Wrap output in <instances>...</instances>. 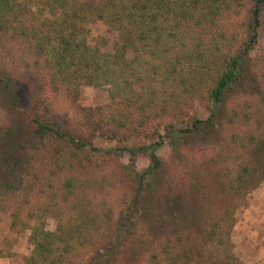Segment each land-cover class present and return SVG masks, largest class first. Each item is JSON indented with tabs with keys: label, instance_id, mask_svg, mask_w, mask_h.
<instances>
[{
	"label": "rangeland",
	"instance_id": "374dc122",
	"mask_svg": "<svg viewBox=\"0 0 264 264\" xmlns=\"http://www.w3.org/2000/svg\"><path fill=\"white\" fill-rule=\"evenodd\" d=\"M248 18L246 6L231 3L214 23L181 32L219 43L216 60L237 52ZM91 27L111 48L115 33L101 22ZM262 48L247 60L256 78L252 90L228 93L209 136L179 134L175 144L166 138L157 151L162 164L136 199L131 172H143L150 160L139 152L132 161L128 149L147 144L153 127L172 119L174 94L165 101L164 93H145L154 102L144 112L113 100L103 84H85L74 97L37 59L28 37L0 35V76L11 78L17 100L13 105L0 89V264L25 263L33 250L29 225L42 217L50 231H57L59 219L64 224L53 245L69 249L57 264H165L169 256L184 264H264V178L254 187L238 181L247 175L245 166L259 170L255 155L264 152ZM181 105L201 119L209 115L198 95H184ZM34 118L51 131L36 133ZM92 120L101 121L99 134ZM10 128L13 138L6 136ZM53 129L87 145L71 144Z\"/></svg>",
	"mask_w": 264,
	"mask_h": 264
},
{
	"label": "trees",
	"instance_id": "16d2710c",
	"mask_svg": "<svg viewBox=\"0 0 264 264\" xmlns=\"http://www.w3.org/2000/svg\"><path fill=\"white\" fill-rule=\"evenodd\" d=\"M231 3L246 6L249 16L247 35L237 52L226 56L219 54L213 60L212 54L221 50L219 43L214 41L212 44L201 38L198 42L195 37L185 36L181 29L214 23L224 7ZM96 22L115 33L111 48H108L106 37L91 35V26ZM10 34L28 37L37 59L62 77L68 94L74 97L85 84H103L113 100L144 112L154 102L150 97H144L145 93L155 96L164 93L165 101L174 94L177 113L172 119L154 126L152 134L155 137L147 144L128 149L132 161L139 152L150 160L143 172H131L137 182V199L144 181L151 184L154 173L162 164L157 151L166 138L171 137L175 144L179 134L209 136L218 123L228 93L249 91L254 87L256 78L247 71V60L259 44L264 51V0H0V35ZM130 52H133L132 56ZM0 89L7 93L13 105H17L10 77L0 76ZM187 94L200 97L209 110L207 118L201 119L191 110H182L181 99ZM34 121L35 132L41 136L51 131L47 124L35 118ZM177 123L184 126L176 127ZM90 124L94 127L93 132L99 134L101 121L92 120ZM52 132L78 147L87 145L78 143L68 132L54 129ZM13 134L14 129L10 128L6 136L13 138ZM2 157L0 155V159ZM4 157L10 159L11 155L6 153ZM255 158L260 163L259 170L245 166L247 175L244 178L241 173L239 183L246 185L252 181L251 187H254L264 178V152L257 153ZM136 199L130 201L129 208ZM48 210L49 207L42 208L43 212ZM61 212L64 211L60 209ZM128 217L129 211L125 219ZM59 220L57 231L64 226ZM232 225L233 219L229 231ZM29 228L33 250L24 264H57L61 261L69 246L66 244L60 250L54 247L53 238L58 232L46 229L45 218L37 219ZM152 258L159 260L160 254L153 253ZM184 262L181 257L173 256L165 260V264Z\"/></svg>",
	"mask_w": 264,
	"mask_h": 264
}]
</instances>
